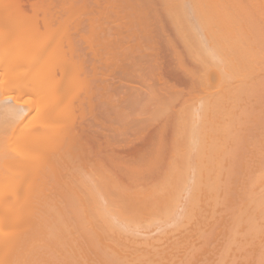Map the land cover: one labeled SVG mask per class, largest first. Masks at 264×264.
<instances>
[{"label": "bare ground", "instance_id": "1", "mask_svg": "<svg viewBox=\"0 0 264 264\" xmlns=\"http://www.w3.org/2000/svg\"><path fill=\"white\" fill-rule=\"evenodd\" d=\"M93 1L95 2V0H92V2ZM122 1L124 0H121L119 3H123ZM160 1L161 0H159V2L156 1L161 8V10L159 9L160 12L162 13L164 8V18H166L165 13L167 12L166 15H168V19L166 18V20H170V24L174 28V33L176 32L177 36L180 38V42H183L181 45L186 46L189 57L186 56V52L181 53L180 50L182 49H178L179 45H177L178 47L176 46L175 41L178 40L175 35L176 33L174 36H176L177 39L174 41L172 38L170 41L169 38L171 37L165 36V34L168 35V32H165L166 29L164 31L162 29L161 32V27H158L160 24V17L158 16L156 18H158L159 23L157 27L160 28V33H157L159 35V42H155L154 38L156 36L153 37L148 31H152L149 29V19L147 16V18L143 16L145 11L143 12L141 7L143 15L142 13L141 17L140 14L137 15L136 10L139 8L135 9L137 7L132 4L130 0L129 3L127 1L128 4L125 1L124 5L125 7L130 6V4L132 6L134 5L135 11L133 12H136V14L130 13V8L124 9L126 13L130 9L129 22L125 20V27L123 28L121 27L124 25L123 21V25H121L120 28L117 25L116 27L120 30L108 26L111 18L114 17V21H116L117 17L121 18L125 13L124 10L121 11L123 14L120 16L118 11L119 8L118 10H116L117 7L114 9V5H112L113 10H108L107 6L102 7V9L98 7L102 13L101 14L98 10V14V12H94L97 5L93 4L91 7L88 5L90 4L89 0H0V194H2V196L0 195V202L2 203L0 204V258H2L0 263L3 261V264H25L26 261H23L27 259V261L30 260L27 262L28 264H39V259L41 257L42 261L45 259V263H48L50 260L49 263L51 262L52 264H196L194 261L197 262L201 255L198 254L200 256H197L198 258L194 255H196L197 252L202 253V251H199L197 245L194 246L198 247L197 249L191 246L193 249H190V252L187 251L188 247L191 248L190 244L192 245L193 242L197 243V238L199 240L201 239L200 236L202 232L198 235L196 229L198 231L200 227L197 225V228L193 226L192 223L194 220H190L189 222V224L193 226V232L190 225V229L187 227V229L183 231V229H181L182 224L177 222V225L181 224L180 229L182 232L179 229L178 232L175 230L179 228L180 225H178L177 228L175 225V229L170 225L169 228H173L172 231L175 230V233L173 232L174 236L173 233L172 235L169 234L172 232L170 230H167L168 234L167 232L164 233V231H166L165 229L163 232L161 231V235L157 234L152 236L140 232L137 230V225H135L138 217L144 218V216H148L149 213H147V211L151 212L154 207L156 209V204L161 199L160 196L157 202L154 197L156 193L159 195L160 187H158L159 192H156L157 188L153 187V184H150L151 188H149V185H143L141 181L144 180L145 183L148 182V178L151 175L150 173L156 174L160 178L162 174H164V171L166 175V171H168L166 168H169V172L172 170V165H170V167L166 166L164 171L162 170L163 173L160 175L158 172L159 170L156 169L157 173L146 172L149 173V176L145 173L148 180L144 177L143 171L149 170L152 167L156 168V166H159L160 162L161 164L163 163L161 156L159 157V159L161 158L159 161L156 160V157L151 161L150 159H146L151 157L153 159L154 154L155 156L156 154L158 156L159 154H165L163 153V149H165L166 153L168 150V153L170 151V154L171 152L176 154L175 157H178V154L180 157H183L181 156L182 154H193L197 159L196 161L195 159L193 160L196 162L194 168L197 167L198 176L196 177H199L200 172L201 175L199 178L203 180L206 176L207 180L204 181L206 183H203L205 185L202 186L201 189L199 188L202 180L199 178L196 179V177L193 176V172L195 171L196 173V169L193 170V168H191V171L193 170L191 176L195 178V182L200 180L197 184L194 182L195 186L193 185L191 187L186 185L188 181L187 178H183L184 175H181V177L178 176L180 174H177V177L174 175V180L180 177L178 179L183 183L182 180L185 181L186 179L184 189L186 186L191 187V193L194 191V193L197 194V190H200L199 192L202 194L201 191L204 189L203 193L205 194L203 197H206L207 194L210 195H208L211 199L209 203L211 202L210 206H212L211 209H213V211L217 210L219 204L223 206L224 198L227 197L225 203H229L228 208H230L228 209L226 204L224 209L225 211L228 210V212L226 211L225 214L221 216L218 215L220 212L219 210L217 214L211 210L214 214L211 215V217L215 215L217 217L221 216L223 220H221L220 217L216 220L219 219L223 221V223L226 220L227 224L231 222L230 227L225 224L227 229L224 231L226 232L225 234H227L226 237L228 241H226L227 243L225 246L223 245L229 249L230 254L234 251H230V249L235 243H237V245L241 244L239 250L238 248H235V250H238V252L242 250L243 252L242 248L244 244L246 245L247 243L243 239L245 236H251L250 242L252 241L253 247L257 244L255 243L254 245L253 240L255 239H252V236L253 238L254 236L258 237V234L262 235V232H264V226L262 231L259 224L261 219L262 221L264 220V154L262 155V153H260L263 152L264 148V128L262 127L264 126V0H162V2H164L163 4L160 3ZM144 2L146 4V1ZM148 3L147 5L151 4ZM77 4L79 6V11L75 9L77 8ZM114 4L117 5V2ZM161 4L165 6L163 7ZM122 5L123 4H121V7ZM89 6L90 10L87 8ZM94 6H96V8ZM139 6H141L140 3ZM150 6L153 9V5L151 4ZM150 6L147 8L151 10ZM155 7L157 6L155 5ZM84 10L86 14L91 13L92 15L88 16V14H85V16L83 14L85 13ZM92 10H94L93 12L95 14L91 12ZM80 11H83V13ZM148 12L150 14L152 13V11L149 10ZM148 12L145 13L148 14ZM155 13L158 15L157 10ZM79 14L83 17L81 18ZM128 14L125 15L128 17ZM152 14L154 15V13ZM84 16L85 19H83ZM136 16L140 17H138L139 20L136 19ZM151 22H153L152 16ZM80 24H85L86 26L80 28ZM164 25H162V27ZM123 29L124 35H126L125 29L131 33L135 32L134 38H136V31L142 32L140 36L144 35V39L141 38L143 41L136 38L135 41L132 40L133 42H129V38L125 36L129 40L125 42L123 40L125 37L122 39H120L121 37L113 39L112 36L111 39L107 34L109 31L110 33L111 31L115 33L116 31H120V33L122 32L123 34ZM158 31L159 29L156 32ZM51 33L57 37V39L54 38L55 44H53L54 42L52 43L53 39L51 40V45H46L49 42L42 45L40 41H36L47 39L48 36L46 35L48 34L53 38V35H50ZM117 34L118 33H116V35ZM148 34L151 38L153 37L154 41L149 38ZM155 34L156 33H154V35ZM40 36L42 38H40ZM163 36H165L164 38L166 39H164ZM31 37L32 40H34L32 41L33 44L29 42ZM34 37L39 38L34 39ZM48 39H50V37ZM80 41H83L84 44L82 45ZM39 42L41 46H39ZM29 49L32 50L30 54ZM32 53L33 56H31ZM183 53H185V55H183ZM189 63H191L192 66ZM196 63L197 65H194ZM28 69H31V71L27 73ZM40 79H42V82ZM170 80L172 81L170 82ZM211 80H213L215 85ZM33 81L40 82L42 85L43 82L45 84L43 87L41 85L43 89L42 99L40 98L41 94L40 96L36 95L38 100L33 95L36 104L37 102L39 104V99H41L40 103L42 106L41 104H39V106L43 109H38V104H35L36 107H31L32 105H30L31 110L34 111L38 119V125H36L38 128L36 127V129H33L34 126L32 128L29 126L27 127L25 119L29 112V105L25 104L26 100L23 99L25 102H21L23 100L18 101L19 96L30 92L29 90L31 88L29 87V83ZM131 82L134 84L131 85ZM217 83H219V85ZM179 85H182L180 86L181 88ZM222 85L224 89L221 88L220 90L219 87L220 93L217 91V95L215 94L216 92L213 91L214 93L212 92V94L210 92L211 90L209 91V88L213 86L217 88ZM184 86L185 88L183 89ZM197 88H199V91L201 89V94H199L198 90L195 92L201 97H199L198 102L200 104L199 107H197L199 116L194 112V108H196L195 103L198 105L194 97L198 100V95L195 94L192 99L191 95L193 94L190 93L191 89L196 90ZM44 90L47 91V95ZM207 90L208 93L210 92L209 96ZM221 91L223 93H221ZM34 92L33 89V93ZM185 92H188L187 95H191L188 97L185 95L186 101L182 104L180 101L181 105L179 104L180 106L173 110V106H175L174 102L177 101L178 103L180 98H183V95L186 94ZM43 96L45 97L43 98ZM34 98H31L32 100L30 99V103L33 102ZM222 98L226 102V105H224L225 102ZM252 98L253 100L250 104ZM43 99L47 101L45 107L43 105L45 104ZM190 101L194 106L191 103L189 104ZM186 102H188V104ZM125 109L127 110L126 113L124 112ZM139 109L141 111L140 114H138ZM76 110L78 111V115H75V112H77ZM135 110L138 116L134 114ZM146 114L148 117L145 116ZM195 114L198 118L196 117L195 119L194 117L193 119ZM201 114L202 116H200ZM139 115L146 119H142L143 117L140 118ZM191 117L194 122L191 120ZM50 119L58 120V122L63 119L65 121L63 120L61 122L62 125L61 123L55 124V121V123L51 121L53 123L50 125L48 124V120ZM245 119L248 121L246 122ZM145 120L147 121L145 122ZM148 120H152V122ZM249 120L253 121V125L256 126V128L257 126H259V129L261 127L263 128L259 132H256L257 129H255V134L254 136L252 135L255 140L262 139L261 143L260 141L258 142L260 147L263 145L262 151H259L257 154V156H259V154L261 155V159L259 160L257 158L258 162L256 168L258 170H254L256 173H253L250 161L247 162V165L250 163V166H247L248 168H246V162L244 160H240L243 165L238 161L240 163L239 167L241 166V168L237 167V160L240 157L238 153L240 152L237 151L238 153L236 154V150L237 147L243 148L241 145L238 146L239 141L242 136L244 139H247L249 136L253 139L250 135L251 132L249 136L244 132L247 127L252 125L250 123L248 126ZM189 122L193 124L189 125ZM64 126L65 130H63ZM153 126L156 127L153 128ZM126 127L128 131H125ZM151 129L153 130L150 131ZM61 131L63 136L59 139H55V136H57L58 133L61 134ZM119 131H123L122 135H120ZM125 132L128 133V137ZM133 132L136 135H134ZM118 133L121 142L116 140H119ZM137 133L139 135L137 140L140 139V142H138L139 145L135 146L131 150L132 152L130 151L132 144H129L130 147H126L131 154L125 152L126 148L124 149V144L123 150L126 154H122L121 151L114 148L116 141L118 144L119 142L121 144L124 142H122L124 137L127 139L131 134L133 135L132 138H134L137 136ZM139 133L144 134L140 135ZM66 134L69 135L67 136ZM51 135L54 136V139H52L53 136ZM64 135H66L67 138L65 137V140H61L62 137L64 139ZM245 135L247 136L246 138ZM44 138L50 140L48 146V151H51L50 154L30 151L36 144L43 142L45 140ZM132 138L130 137V139ZM129 141L130 143L132 142V140ZM134 141L135 140H133V142ZM252 145V141L250 146L248 143L249 147H252ZM117 146L119 148V145ZM120 146V148H122V144ZM241 148L239 150H241ZM252 148L250 152L254 150V146ZM108 149H110V154H108V151L104 154V151ZM113 149L121 154H112L116 153ZM136 151L139 154H136ZM242 151L243 150H241V152ZM253 153L255 154V152ZM194 154H197V157ZM203 154L205 156L208 154L209 157L207 156L208 158H205ZM243 154L247 153L243 151ZM61 155L62 158H60ZM148 155H151V157H148ZM70 156H72V159ZM76 158L77 160H75ZM190 158L191 160L193 159L192 157ZM185 159L186 155L182 158V166L179 163L178 169H182L180 172L181 174H183V169L185 173L186 166H189L191 162V160L188 159L187 164ZM205 159L207 167L204 164ZM171 160L174 164L175 161L173 159ZM179 160H181V158ZM190 165L193 166V164ZM161 166L163 167V165ZM116 167L118 169H115ZM112 168H114L116 172H113ZM120 168H124V171L120 170ZM237 169L239 173V175L237 173V176L235 175L237 180H239L238 176H240L241 173V176L244 177L243 181L241 180V189H239V185H234V182L237 181H235L233 175ZM118 170L119 173L120 171L126 173L121 177V173L119 174L117 172ZM156 170L152 169V171ZM174 171L177 173V169ZM139 172L143 175V179L142 176H139L140 180L138 176L135 177ZM164 178L166 179V176ZM170 178V182L173 184L172 188H174L175 185H177L175 188H178L181 183H179V181L177 182V180L175 181L177 184L173 183V177ZM150 179H152V176ZM165 179L162 180L164 181V189L166 183L168 184L167 181L165 183ZM122 180L127 182L124 183ZM138 181L142 183V186H140ZM20 184H23V186L21 187ZM261 184H263V186ZM161 185V190L163 191L162 182ZM234 186L238 188H236L238 191L241 190L238 194V196L241 195V198H239L242 201V205L240 206L239 204H241V202L239 198L238 205L236 203L234 206H230L232 204L230 197L232 198L233 196L231 192L235 193L236 191ZM257 186H260L263 192L259 189L260 187H258V189L261 193L258 189H255ZM152 187L153 189L156 188L155 194ZM23 188L26 189L24 190ZM196 188L197 190L195 192ZM20 189L22 190L20 191ZM178 189L181 190V188ZM23 190L25 193H23ZM38 190L41 194L38 193ZM205 190H207V192H204ZM255 190H257V192ZM35 191L39 194H36L37 199L40 200V196H42V199L48 200V196L45 193L46 191H49L47 192L48 195L50 192L52 195V193L58 191L60 195H62V198L58 193L57 195L55 193L56 197L52 195L53 199L52 196L50 198L49 195V199H53V202L56 203V206L54 203L55 207H57L59 203H62V206L60 207L59 205L57 209L54 207V210H51V207L49 208L47 206V208H45L47 210H45L43 209V206L45 207L43 199L42 205L39 204L41 201L38 203L39 206L36 203L37 207L40 208L41 206V210L37 208L36 205L35 207L37 209H35L32 204L33 197L36 199L33 195V192L34 194L36 193ZM186 191L187 190L184 192L185 194L189 193L190 190ZM21 192L22 194H20ZM174 192L173 190V192H169V194L171 193L173 194L172 196H174ZM191 193L190 197L192 202L193 195L191 196ZM19 194L22 195V197H20ZM30 194L32 197H30ZM163 195H165V193ZM58 196L60 197L58 198ZM166 196L167 193L165 197ZM172 196L171 198L169 197L166 205L164 203L166 209L170 207V210L171 208L173 210L174 203L176 205L175 201H177V199L173 200ZM153 197L156 201L153 200ZM201 197L200 195L198 196V198ZM90 199H93L94 203ZM162 199L164 201L166 200L163 197ZM179 200L181 201V198ZM220 200L222 201L220 202ZM235 200L237 201L236 197ZM89 201L93 204L92 210H90V208H92L91 205L88 204L89 207L87 205ZM207 201L208 200L205 202ZM46 203H48V201H45V204ZM64 203H67V209L63 207L65 206ZM159 203L161 204L162 201ZM159 203L157 206L160 205ZM186 203L188 204L189 200L188 202L185 201V204ZM201 203L204 205V200L202 201L201 199ZM168 205L169 207H167ZM205 205L207 209L205 210V207L201 206V212L203 210L202 216L204 214V216L207 217V214L204 212L206 211L207 213V210L210 211V208H208L207 204ZM15 206H18L17 211ZM164 209H162L163 212ZM198 209L200 210V208ZM13 210L18 213L17 217ZM32 210L34 213L38 210L39 215L37 214V216L32 213ZM162 210L160 209V215H157V217L163 215ZM170 210H166L168 214L169 212L172 214ZM229 210H231V214ZM29 211L32 212L29 214ZM42 211L44 213H42ZM186 211H188L187 208H185L184 217L182 216V223L184 222L185 216L187 217ZM48 212L50 214L53 213L52 215L48 214L49 217L46 215L49 219L51 216V220L48 222L49 224L44 221L46 217L43 216V214ZM174 212L175 210L173 211V217L176 216ZM177 212L179 213L180 211ZM19 213L22 215L20 216ZM41 213L43 216L42 219L45 217L44 220H41ZM68 213L71 215L70 217ZM153 213H155L154 216L153 214L150 216L155 218L156 212H154V209ZM194 213L195 212H191V215H194ZM171 214L169 218L172 216ZM195 214H199L198 216L195 215L196 219L197 217L204 219L200 212L198 213V211H196ZM227 214H229L231 220L228 218ZM32 215L36 217L33 219L38 226L35 224L37 229L35 230V227H33V230L29 227L28 231L27 225L32 227L35 223H33L34 220L31 219ZM181 215L182 213L180 212V218ZM165 216L168 219L167 215ZM165 216L161 218L164 219ZM208 216L210 217L209 213ZM224 216L225 220L223 218ZM38 217H40V222L37 221ZM71 218L72 220L69 221ZM49 219L47 221H49ZM162 219H160V221ZM173 219L171 221H173ZM212 219L210 218V222ZM145 220L143 219V222H145ZM200 220L202 224L209 222L207 219V221ZM72 221H74L75 224ZM160 221L157 218L158 224ZM133 222H135L133 225L134 228L131 225ZM197 222H199V218ZM210 222L208 226H210ZM213 222H215V219H213ZM70 223L74 226L70 227ZM149 223H151V221ZM79 226L82 227L81 230H79ZM185 226L186 224L184 228ZM208 226L204 225L205 228ZM211 227L212 226H210V229L207 228V230L209 229L208 232L204 229L206 234H208V238L211 234ZM219 227L221 228V226ZM15 228H17V230ZM30 229H32V231ZM188 230L191 232H188ZM16 232H18L17 236ZM46 232H48V235ZM220 232H222V230ZM2 233L5 234L4 238ZM7 234L9 237H7ZM195 234L198 235V237H196ZM13 235L16 237V244L14 243L15 237ZM188 235L189 240L187 239ZM216 235L218 234L216 233ZM216 235L214 237H216ZM222 235L223 232L220 235L221 238ZM242 235H244V237H242ZM179 236L181 239H185L186 237L188 241L186 239L181 240L177 238ZM192 236L196 237V239L193 238V241ZM238 236L243 239V242H241V238H238ZM5 237L8 240L11 239V241H8L11 250L8 243L6 244L5 241L3 243ZM176 240H178V242H176ZM181 242L184 243L182 244L184 250L180 249ZM188 242L189 244L187 246L186 243ZM215 242L212 243L215 244ZM178 243L180 248L177 245ZM185 244L187 249L184 248ZM248 244L250 243H247V248L249 247V251H251V247L248 246ZM177 247L179 250H177ZM203 247L204 246H202V248ZM233 247L234 246H232V248ZM8 249L10 251L13 249V253ZM223 249L224 248L221 250ZM245 249L244 246V250ZM262 249H264V246ZM192 250H194L193 254ZM196 250L198 251L196 252ZM246 251L248 252V250ZM254 251H256V248H254L253 252ZM195 252L196 254H194ZM204 252L207 253L206 251ZM224 252L225 255L228 256L227 250H224ZM45 253L48 255H45L44 258L43 254ZM209 253L211 257V252ZM230 254L228 256L229 259L231 257ZM248 254L249 253H247L246 256V262L249 261L248 258L251 256V253ZM263 254L264 250L263 253L257 254L259 256L258 260H262L261 263H264ZM36 256H38V259ZM203 257L204 255L202 258ZM221 257L220 254V259ZM252 257L253 258H250V262L254 264L255 255L252 254ZM13 258L17 261L15 260V262ZM34 258L37 262H34ZM205 261L207 262V259ZM209 261L208 263H210ZM214 261L217 260L215 259ZM232 261L229 260V263L231 262V264H234L235 262ZM212 262L213 261H211V263ZM199 263L197 262V264ZM218 263H220L219 260ZM42 264L44 263L42 262ZM222 264H224V262Z\"/></svg>", "mask_w": 264, "mask_h": 264}, {"label": "rangeland", "instance_id": "2", "mask_svg": "<svg viewBox=\"0 0 264 264\" xmlns=\"http://www.w3.org/2000/svg\"><path fill=\"white\" fill-rule=\"evenodd\" d=\"M89 1H90V4H88V5H90L91 7L93 6V4L97 5V8H96V6H94V7L96 8L97 11H96L94 8H92V9H94L95 11H94V10L91 11V12L94 11L95 13L98 12V10H99L100 13H101V10H100L99 8L102 9V7H104V6H107L108 10H113V6H112V5H114V9H116V7H117L116 10H118V8H119L118 11H119V13H120V16H122L123 13H121V11H123L124 9H126V8H130V9H131V12H130V9H129V11L127 10V11H128L127 13H126V10H124L125 13L123 14V16H122L121 18H120V17H117V18H116V19H117L116 21H114V19H115L114 17L111 18V19L109 20V23H108V26L111 27V28H112V27H113V28H114V27H115V28H118V27H116L117 25H118L119 28H120V26L123 25L122 21L124 22V25L121 26V27H122V28L125 27V23H126L127 21L129 22V15H130V13H133V14L135 15L136 12H137V15L140 14V17H141V13H142V15H143V12H144V11H145L146 13L148 12V10H149V11H152V13H154V15H153L152 13L150 14L149 12H148V14H146V13L144 12V15H143V16H145V17L147 16L148 19H149V29H151L152 31H151V32H150V30H148V31H149V34L151 33L153 37L156 36V37L154 38V39H155V42H157V41L159 42V38H158L159 35H158V34L160 33V28H158V27H161V32H162V29H163V31L166 29L165 32H166V33L168 32V35L165 34V36H166V37H167V36L171 37V38H169L170 41L172 40V38H173L174 41L178 38V40L175 41L176 46L179 45V48H178V49H182V50H180L181 53H182V52H186V56L189 57V53L187 52L188 50H187L186 46H185V45H181V43L183 44V42H180V38L177 36V33H176V32H175L176 34L174 33V31H173L174 28L171 26V24H170V20H168V21L166 20V18H167V16H168V15H166L167 12H166V13L164 12L166 18H164V14H163V11H165L164 8H163L162 13L160 12L161 8L159 7V3H158L159 0H154V1H151V0L149 1V0H148V2L151 3V4L153 5V9H152V7L150 6L151 4H149V3L147 2V0H134V1H133V0H130V2H131L132 4H134L137 8L133 7L134 5L132 6L131 4H130V6H126V7H125V5H124V4H125V1H126V3H127V1H128V3H129V0H124V1H122L123 3H119V2H121V0H116V1H115V0H114V1H112V0H109V1H108V0H95V2H94V1L92 2V0H89ZM96 1H97V2H96ZM139 1H141V2H139ZM142 1H143V3H142ZM144 1H146V4H145ZM156 1H158V2H156ZM102 2H103L104 4H103ZM116 2H117V5H119V6H117V5L114 4V3H116ZM153 2H154V4H153ZM96 3H97V4H96ZM128 3H127V4H128ZM135 3H136V4H135ZM139 3H140L141 6H139ZM147 3H148L149 5H147ZM160 3L163 4L164 2H162V0H161ZM99 4H100V5H99ZM109 4H110V5H109ZM121 4H123L122 7H121ZM162 4H161V5H162ZM79 5H80V4H79ZM155 5H156L157 7H155ZM90 6L87 7L88 10H90ZM100 6H101V7H100ZM108 6H109V7H108ZM148 6H150L151 10L147 8ZM162 6H163V5H162ZM164 6H165V5H164ZM164 6H163V7H164ZM76 7H77V8H75V7H74V8H75L76 10H78V8H79L78 4H77ZM98 7H99V8H98ZM120 7H121V9H120ZM124 7H125V8H124ZM132 7H133V9H132ZM141 7H142V9H143V12H142ZM143 7H145V8H143ZM122 8H123V9H122ZM134 8H135V9H138V8H139V9L136 10V12L134 13V12H133V11H135ZM146 8H147L148 10H147ZM80 9H81V7H80ZM140 9H141V10H140ZM154 9H155V11L157 10V14H158V15H156ZM159 9H160V10H159ZM165 9H166V8H165ZM78 11H79V10H78ZM78 11H77V12H78ZM86 11H87V10H86ZM139 11H140V12H139ZM80 12L83 13V11H80ZM84 12H85V10H84ZM89 12H90V11H89ZM94 12H93V13H94ZM129 12H130V13H129ZM159 12H160V13H159ZM82 13H81V15H82ZM95 13H94V14H95ZM128 13H129V14H128ZM83 14L85 15L86 12L83 13ZM87 14H88V13H87ZM87 14H86V15H87ZM98 14H99V12H98ZM98 14H96V15H98ZM101 14H102V13H101ZM125 14H128V17H127ZM162 14H163V15H162ZM79 15H80V14H79ZM81 15H80V16H81ZM86 15H85V16H86ZM90 15H92V14H91V13L88 14V16H90ZM134 15H133V16H134ZM150 15L152 16V20H153L154 23L151 22V16H150ZM85 16H84L83 19H85ZM100 16H101V15H100ZM143 16H142V17H143ZM157 16L160 17V18H159V21H160V24H161V25L158 23V18H156ZM82 17H83V16H81V18H82ZM126 17H127V18H126ZM138 17H139V16H138ZM138 17L136 16V19H137V20H139V18H140V17H139V18H138ZM147 17H146V18H147ZM125 18H126V19H125ZM134 18H135V16H134ZM134 18H133V19H134ZM127 19H128V20H127ZM155 19H156V21H157V24H156ZM167 19H168V18H167ZM118 20H119V21H118ZM125 20H126V22H125ZM113 21H114V22H113ZM117 21H118V23H117ZM112 22H113V23H112ZM114 23H115V24H114ZM163 23H164L165 25H164ZM16 24H17V23H16ZM151 24H152V25H151ZM155 24H156V26H155ZM158 24H159V25H158ZM20 25H21V24H20ZM39 25H40V24H39ZM114 25H115V26H114ZM150 25H151V27H150ZM157 25H158V27H157ZM162 25H164V26H163L164 28L162 27ZM78 26H79V25H78ZM81 26H82V27H81ZM85 26H86L85 24H84V25L80 24V28H84ZM18 27H19V26H18ZM40 27H41V25H40ZM153 27H154V28H153ZM156 27H157V30L159 29L158 32H156V31H157V30H156ZM20 28H21V27H20ZM119 28H118V29H119ZM171 28H172V31H173V32L171 31ZM17 29H18V28H17ZM119 30H120V29H119ZM153 30H154V31H153ZM127 32H128V33H127ZM129 32H130V31H128V30L125 29V33H126V35H124V29H123V34H122V32L120 33V31H116V33H118V34L120 33V34H119V37H118V34L116 35V33L113 32V31H111V33H110V31H109V33H107V34L109 35V37H110L111 39H112V36H113V39H115V38L117 39V38H120V37H121L120 39H122L123 37L127 36V37L129 38L130 41L128 40L127 37H125V38H123V40H124L125 42H126V41H127V42H128V41H129V42H133V41L136 40V38L141 39V38L144 37V35H143V36H140V33H142V32H140V31H139V32L136 31V33H137V34H136V38H134V37H135V32H133L134 35H133V33H131V32L129 33ZM114 33H115V35H114ZM154 33H156V34L154 35ZM157 33H158V34H157ZM121 34H122V35H121ZM128 34L130 35V37H133V38H130ZM131 34H132V36H131ZM149 34H148V36H149V38H151V36H150ZM161 34H163V33H161ZM161 34H160V36H161ZM174 34L177 36V38H176V36H174ZM50 35H53V34L51 33ZM108 35H107V36H108ZM141 35H142V34H141ZM157 35H158V36H157ZM26 36H27V35H26ZM26 36H25V37H26ZM30 36H31V35H30ZM43 36H44V35H43ZM46 36H48V38L50 37V39L47 38V39H41V40H36V41H40V42L42 43V45H45V43H47V42H49V43L46 44V45H49V44L51 45L53 42H54L53 44H55V41H54L55 39H54V38L57 39V37H55V35H53V38H52V36H49V34L46 35ZM139 36H140V37H139ZM165 36H163V38H164ZM153 37L151 38V40H153ZM26 38H27V37H26ZM28 38H29V37H28ZM35 38L38 39L39 37H34V39H35ZM40 38H42V37L40 36ZM161 38H162V36H161ZM30 39H31V41H30ZM30 39H29V42H30V43H31L32 41H34V40H32V37H31ZM52 39H53V40H52ZM96 39H97V38H96ZM98 39H99V37H98ZM143 39H144V38H143ZM164 39H166V38H164ZM51 40H52V43H51ZM132 40H133V41H132ZM56 41H57V40H56ZM124 41H123V42H124ZM141 41H143V40L141 39ZM153 41H154V40H153ZM40 42H39V44H40L39 46H41V43H40ZM80 43H81L82 45L84 44L83 41H80ZM32 44H33V42H32ZM35 44H36V43H35ZM36 45H38V44H36ZM181 46H185V47H181ZM37 47H38V46H37ZM177 47H178V46H177ZM29 48L31 49L30 45H29ZM30 49H29V54H30V52H32V50H30ZM183 49H184V51H183ZM149 50H150V48H149ZM116 51H118V50H116ZM26 53H27V50H26ZM29 54H28V55H29ZM183 55H185V53H183ZM31 56H33V53H32ZM186 59H187V58H186ZM190 61H191V60H190ZM189 64L191 65V63H189ZM146 65H147V64H146ZM194 65H197V63L194 64ZM191 66H192V65H191ZM30 71H31V69H30V70L28 69V70H27V73L30 72ZM71 75H72V73H71ZM213 77H214V76H213ZM214 78H215V77H214ZM214 78H213V79H214ZM215 79H216V78H215ZM38 80H39V79H38ZM40 80H41V82H42V79H40ZM74 81H75V79H74ZM171 81H172V80H170V82H171ZM211 81H212V83L214 84L213 80H211ZM133 82H134V81H133ZM133 82H131V85L134 84ZM212 83H211V84H212ZM235 83H236V81H235ZM29 84H30L29 87L31 88L29 91H30L31 93H30V92H29V93L27 92V93L22 94V96H19V100H18V101H21V100H23V99L26 100V103H25V104L29 105V112H28V114H27V118L25 119V120H26L27 127L29 126L30 128H32V127L34 126L33 129H34V128L36 129V127H37L36 125H38V123H37V120H38V119L36 118V115H35L34 111L31 110V107L35 106V104H36V102H35V98L38 100V98H37L36 95L40 96V94H41L40 98L42 99V95H43V89H42V87L45 86V84H44V82H43V85H42V83H40V82L38 83L37 81H33V82L29 83ZM217 84L219 85V83H217ZM238 84H239V83H238ZM39 85H40V86H39ZM41 85H42V87H41ZM214 85H215V84H214ZM220 85H221V84H220ZM180 86H182V85H179V87H180ZM211 86H212V85H211ZM219 87H220V90H221V88H223L224 86L222 85V86H218L217 88L215 87L216 89H215L214 86H213V87L209 88V91L211 90V91H210L211 93L214 91V92H216L215 94L217 95L218 93H220V92H219L220 90L218 89ZM44 88H45V87H44ZM180 88H181V87H180ZM184 88H185V86L183 87V89H184ZM213 88H214V89H213ZM33 89H34V91H35L34 93H33ZM39 89H40V92H41V93L39 92ZM41 89H42V90H41ZM183 89H182V90H183ZM187 89H188V88H187ZM198 89H199V88H197L196 90H194V89H193V90H192V89L190 90V93L193 94V95H191V94H188V95H187L188 92H185L186 94L183 95V96H184L183 98H182V97L180 98V100L178 101V103H177V101L174 102V103H175V106H173V107H174L173 110L177 109V108H178V107H179L184 101H186L185 98L188 97L189 95L192 96V99H193V96H195V94L198 95V93H195V92H197ZM207 89H208V88H207ZM223 89H224V88H223ZM45 90H46V88H45ZM45 90H44V91H45ZM120 90H121V89H120ZM215 90H216V91H215ZM186 91H188V90H186ZM191 91H192V92H191ZM217 91H218V93H217ZM38 92H39V93H38ZM46 92H47V91H45V93H46ZM198 92H199V94H201V89H200V91L198 90ZM210 92L208 93V90H207L208 96L210 95ZM214 92H213V93H214ZM223 92H224V90H223ZM223 92L221 91V93H223ZM37 93H38V94H37ZM45 93H44V94H45ZM213 93H212V94H213ZM202 94H203V93H202ZM33 95L35 96V98L33 97ZM46 95H47V93H46ZM185 95H186V97H185ZM49 96H50V95H49ZM44 97H45V96H43V98H44ZM197 97H198V100H196V97H194L195 102L197 101V104H198V105H196V103H195V107H196V108L199 107V104H200V103L198 102L200 96L198 95ZM222 97H223V96H222ZM31 98H34V100H33V102L30 103V99H31ZM46 98H47V97H46ZM48 98H49V97H48ZM189 98H190V97H189ZM200 98H201V97H200ZM202 98H204V97H202ZM224 98H225V96H224ZM41 99H39V104H41V103H40V100H41ZM187 99H188V98H187ZM222 99H223V98H222ZM25 100H23V101H21V102H25ZM31 100H32V99H31ZM43 100H44V99H43ZM50 100L52 101L51 98H50ZM182 100H183V101H182ZM252 100H253V98L250 100V104H251ZM254 100H255V98H254ZM48 101H49V100H48ZM180 101H181V104H180ZM223 101H224V99H223ZM34 102H35V103H34ZM200 102H201V101H200ZM224 102H225V101H224ZM44 103H45V104H43V105H44V107H45L46 104H47V101L44 100ZM186 103L188 104V102H186ZM190 103H191V101L189 102V104H190ZM193 103H194V101H193ZM253 103H254V101H253ZM37 104H38V102H37ZM37 104H36V105H37ZM39 104L37 105V107H39L38 109H41L42 107L40 108ZM179 104H180V105H179ZM191 104H192V103H191ZM30 105H32V106L30 107ZM192 105L194 106V104H192ZM224 105H226V102H225ZM41 106H42V104H41ZM153 106H154V105H153ZM184 106H185V105H184ZM35 107H36V106H35ZM196 108H194V112H196L197 116H199L198 113H197V112H198V108H197V109H196ZM42 109H43V108H42ZM74 111H75V110H74ZM76 111H77V110H76ZM126 111H127V110L125 109L124 112L126 113ZM192 111H193V110H192ZM171 112H172V111H171ZM194 112H193V114H194ZM77 113H78V111L75 112V115H76ZM132 113H133V112H132ZM140 113H141V111H140V109H139L138 114H140ZM144 113H145V112H144ZM134 114L138 116L136 110H135ZM171 114H172V113H171ZM196 114L193 116V119H194V117H195V119H196V117H197ZM77 115H78V114H77ZM141 116H142V115H141ZM143 116H144V114H143ZM143 116H142V117H143ZM145 116L148 117L147 114H146ZM171 116H172V115H171ZM200 116H202V114H201ZM139 117H140V115H139ZM142 117H140V118H142ZM197 118H198V117H197ZM199 118H200V117H199ZM142 119H146V118L143 117ZM147 119H148V118H147ZM159 119H160V118H159ZM188 119H189V117H188ZM193 119H192V117H191V120H193ZM247 119H248V118H247ZM59 120H60V119H59ZM63 120H64V119H63ZM63 120H61V121L58 122V120L56 121V120H51V119H50V120H48V124L51 125L54 121L56 122V123L54 122L55 124H59V123H61ZM51 121H53V122H51ZM64 121H65V120H64ZM146 121H147V120H145V122H146ZM148 121H149V122H150V121L152 122V120H148ZM245 121H246V119H245ZM247 121H248V120H247ZM247 121H246V122H247ZM57 122H58V123H57ZM193 122H194V120H193ZM221 122H222V121H221ZM64 123H65V122H64ZM190 123H191V122H189L188 124H189V125H192V124H193V123H191V124H190ZM250 123H251L252 125H250V127H247V128L245 129V131H244V132L246 133V135H248V136H249V133H250V132H251L250 135H251V136H252V135L254 136V134H255V129H257L256 132H257V131L259 132V131H261V130L264 128V126H262L263 128L261 127L260 129L258 128L259 126H257V128H256V126L253 125V121H251V120H249V122H248V126H249ZM43 124H44V123H43ZM66 124H67V123H66ZM119 124H120V123H119ZM61 125H62V123H61ZM120 125H121V124H120ZM39 126H40V125H39ZM41 126H42V124H41ZM59 126H60V125H59ZM260 126H261V125H260ZM57 127H58V125H57ZM155 127H156V126H155ZM155 127L153 126V128H155ZM37 128H38V127H37ZM123 128H124V127H123ZM123 128H122V130H123ZM252 128H253V129H252ZM39 129H40V128H39ZM63 130H65V126L63 127ZM152 130H153V129H151L150 131H152ZM247 130H249V131H247ZM125 131H128V128H127V127H126V130H125ZM63 132H64V131H63ZM119 132H120V131H119ZM122 132H123V131H122ZM122 132H120V135H122ZM130 132H131V131H130ZM65 133H68V132H65ZM125 133H126V132H125ZM131 133H132V132H131ZM133 133H134V132H133ZM247 133H248V134H247ZM54 134H56V133H54ZM126 134H127V137H128V133H126ZM139 134L142 135V134H144V133H139ZM66 135L68 136L69 134H66ZM66 135H64V139H63V137H62L61 140H65V139L67 138ZM120 135H119V133H118V137H119ZM123 135H124V134H123ZM130 135H131V134H130ZM130 135H129V138H127V139H125L126 137L123 136L124 139L122 140V142L124 141L125 143H124V142L121 143V144H122V148H120V147H121V146H120V145H121V144H120V142H121V141H120L121 138L119 137V140L116 139L117 141H120V142H119V144H118V142L116 141V145H115L114 148H116V150L118 149L119 151H121L122 154H126L125 152H127L128 154H131V153L129 152V149L126 148V147H130V145L132 144L131 147H130V151H131L135 146H138V145H139L138 142H140V141H139L140 139L137 140V137L139 136L138 133H137V136H135L134 138H132L133 135H131V136H130ZM134 135H136V134L134 133ZM243 135H244V133H243ZM246 135H245V138L247 137ZM51 136H53V135H51ZM51 136H48V137L50 138ZM61 136H63L62 131H61V134L58 133L57 136H55V139H57V138L59 139ZM253 136H252V137H253ZM65 137H66V138H65ZM118 137H117V138H118ZM121 137H122V136H121ZM130 137H131L132 139H130ZM249 137H250V136H249ZM249 137H247V139H244L243 136H242L241 140H243V141H241V140H240L241 142L239 141L238 146L241 145L243 148H241V147L238 148V147H237L236 154H237L238 152H240V153H238V156H240V157H239V159L237 160V162L239 161V162L242 163V161L244 160V161L246 162V165H245V164H244V165L246 166V168H248L247 166H248V165L250 166V163H248V165H247V162L250 161L251 164H252V165H251V167H252V171H253V173H256L254 170H255V169H256V171L258 170V169L256 168V166H257V162H258V159H259V160L261 159V155L259 154V156H257V154H258L259 151H262L261 149H262V147H263V145H264V142H263V145L260 147L258 141H260V143H261V142H262V139H256V140H255L254 137H253V139H252L251 137H250V138H251V139H250ZM51 138H52V137H51ZM248 138H249V139H248ZM44 139H45V140H44ZM44 139H43V140H44L43 142H39L38 144H36V145L34 146V148L32 147V149H31L30 151H35V152L38 151L39 153L41 152V153H43V154H45V153H46V154H50L51 151H50V152L48 151V146H49V144H50V140H49V139L46 140V138H44ZM52 139H54V136H53ZM128 139H129V140H132V142L130 143V141H129ZM125 140H126V141H125ZM133 140H135V141L133 142ZM136 140H137V142H136ZM250 140L252 141V143H253L252 147L254 146V150H255V151H254V150H252V151L255 152L256 155H255L252 151L250 152V150L253 149L252 147H249V146H250V143H251ZM128 141H129V143H128ZM263 141H264V139H263ZM51 142H52V141H51ZM247 142L249 143V146H248V143H247ZM134 143H135V145H134ZM136 143H137V144H136ZM244 143H245V144H244ZM123 144H124V149L126 148V150H127V151L125 150V152H124V150H123ZM129 144H130V145H129ZM255 144H256V145H255ZM117 145H119V148H120V149L118 148ZM133 145H134V146H133ZM244 146H245V147H244ZM255 146H256V147H255ZM240 148H241V150H243V151L246 152L247 154H243V151L241 152V150H239ZM247 148H248V149H247ZM121 149H122V150H121ZM257 149H258V150H257ZM113 150H114V152H116L115 149H113ZM166 150H167V149H166ZM245 150H246V151H245ZM106 151H108V154H110V152H109L110 149L105 150V151H104V154H105ZM237 151H238V152H237ZM131 152H132V151H131ZM134 152H135V151H134ZM248 152H249V154H248ZM106 153H107V152H106ZM118 153H120V152H118ZM118 153L116 152V153H112V154H118ZM121 153H120V154H121ZM163 153H165V154H159V156H158L157 154H156V156H155V154H154L153 159H152L151 155H150V156L148 155V157H151V158H147L146 160L150 159V161H151V160H154L155 157H156V160L159 161V160H161V158H162L163 163L161 164V162H160L159 166H156V168H155V167H152V168H150L149 170H146V171H143V170H142V171L144 172V175H145L146 172H156V173H157V170H156V169L159 170L158 172H159V175H160L161 173H163L164 168H166V166L170 167V165H172V168H171V169H172L173 171L177 169V173H175V171H174V174H173V171L171 170V171H172V176H171V171L169 172V168H166L168 171H166V175H165V171H164V174H162V176H161L162 178L160 177L161 179L159 178L158 175L153 174V173H150V174H151L150 177L152 176V179H150V177H149V178H148L149 181L146 182V183L144 182V180L141 181V182L143 183V185H144V184H145V185H149V186H148L149 188H151V185L153 184V187H156V188H157V191H156V192H159V190H160V193H161V194H160V193H159V195H158V193L155 194V190H156V188L153 189V187H152V190H154V194H155L154 197H155V199L157 200V202H158V199H160V196H161L160 201H162V203L160 204V203H159L160 201H159L158 203L161 205L162 208L160 207V205L157 206L158 203H157V204L155 203V204H156V209L159 207L157 210L155 209V207L153 208V209H154V212H156V216H155V218L152 217V216H150L151 214H153V216H154V214H155V213H153V209H152L151 212L147 211V213H149L148 216H147V215L144 216V214H143L144 218H143V217L140 218V216H139L138 219H137V222L135 221L136 223L133 222V224L131 223V225L133 226L134 223H135V225H137V230H139V231L142 232V233L149 234V235H152V236H155V235H157V234L162 233V232L164 231V229L166 230V231H164V233L167 232V234H168V231H167V230L172 231L175 225H176V226H175L176 228H177L178 225H180L179 228H177V229L174 228V229L176 230V232H178V229H179V230L183 229V231H184V229L186 230L187 227H188L189 229H190V227H192L191 229H192V232H193V231H194L193 226L196 227V228H197V226H199L200 228H198V231H199V230H200V231L198 232L197 229H196V232L198 233V235H200L201 232H202V234H204V235L201 234V236H200L201 239H200V240L197 238V243H196V242H193L192 245L190 244V247H191V246L194 247V246L197 245L199 248H198V247H194V248H195V249L198 248L199 251H202V253H203V254H202L201 252H200V253L197 252L198 250H196L197 254H196V252L194 253V254H196V255H194V256H196V258H198L197 256L201 255V257L199 256L200 258H198V260H197L198 263L201 262V263H199V264H202V263H203V264H222L223 262H224V264H225V263H226V264H227V263H228V264H231V262L229 263V260L232 261V259H233L232 262H235L234 264H244V263L247 261V257H246V256H247V253H249V254L251 253L250 258H253V257H252V254L255 255V257H254V261H253L254 264H257V262H258V264H264V263H261L262 260H261V261L258 260V259H259V256L257 255V254H259V253H261V252L263 253V250H264V249H262V247L264 246V235H263L264 232H262V235L258 234V235H259L258 237H257V236H254V238H253V236H252V239H255V240H256V241L253 240L254 245H255V243H257V244H256L257 246L255 245V247H253L252 241L250 242V237H251V236H250V237L247 236V237H248V239H247L246 236L244 237V235H242V237H244L243 239H244L247 243H248V242L250 243V244H248V246L251 247V251L253 252L254 248H256L257 253H256V251H254L255 253H254V252L252 253L251 251H249L250 249H249V247L247 248V243H246V245L244 244V246H245V248H246L245 250H244V246H243V248H242V246H241V248L243 249V252H242V250H241V251H240L241 253H240V252H238V250H239V247H240L241 244H238V245H237V243H235L234 245H232V246H234L233 248H232V246H231L230 251H232V250H234V251L231 252V254H230L229 249H227L226 247H224L225 244L227 243L226 241H228V238L226 237L227 234H225L226 232H225L224 230L227 229V226H228V225H229V227H230V223H231V222L227 224V221L225 220V216L223 217L224 220L226 221V222L224 221V223H223V221H220L219 219L216 220V219L219 218V217H220V219H221V218H222V217H221L222 214L224 215L226 211L228 212V210L225 211V209H224L225 206H226V204H227V208H228V204H229V203H225L226 200H227V199H226L227 197L224 198V202H223V206H224V207L222 206V204H221V205L219 204V206H218L219 209H218V207H217V210L213 211V209H211L212 206H210V205H211V202L209 203V200L211 201V199H210V197H209L210 195L207 194L206 197H205V196L203 197V195L205 194V193H203V190H204V189H202V191H201L202 194L199 192L200 190H199V191L197 190V188L195 189V192H196V190H197V194L194 193V191H192V193H191V187H192L193 185L195 186V183L197 184V183L200 182V180H202L201 178H199L200 175H201V172H200V174H199V177H196V176H198V173H197V169H196L197 167L194 168V164L196 163L195 161H196L197 159L193 156V154H191V155H190V154H182V155L180 154V155L183 156V157H180L179 154H178V157H177V156L175 157L176 154H173L172 152H171V154H170V151H169V153H168V150H167V153H166L165 149H163ZM251 153H252V154H251ZM260 153H262V155L264 154V148H263V152H260ZM61 154H63V153H61ZM132 154H133V153H132ZM136 154H139V153H137V151H136ZM140 154H141V153H140ZM144 154H146V153H144ZM240 154H241V155H240ZM168 155H169L170 157H169ZM171 155H172V156H171ZM184 155H186V159H185V161L187 162V164H188V159L191 160L190 157H192L193 159H192L191 162L189 163V166H186V163L184 162V164H185V166H186V169L189 170V168H190V170L188 171V170L185 169V173H184V169H183V172H182L183 174H181L180 172L182 171V169L179 170L178 167H179L180 164H181V166L183 165V164H182V162H183V161H182V158H184ZM189 155H190V156H189ZM194 155H195V154H194ZM203 155H204V154H203ZM72 156H73V155H72ZM72 156H70L71 159H72ZM75 156H76V154H75ZM157 156H158V157H157ZM160 156H161V158L159 159ZM173 156H174V157H173ZM195 156L197 157V154H196ZM204 156H205V155H204ZM207 156H208V154L205 156V158H208V157H209V156H208V157H207ZM238 156H237V157H238ZM244 156H245L246 158H245ZM50 157H51V156H50ZM73 157H74V156H73ZM76 157H77V156H76ZM241 157H242V159H241ZM60 158H62V155H61ZM167 158H168V162H167ZM169 158H170V159H169ZM180 158H181V160H179ZM247 158H248V160H247ZM257 158H258V159H257ZM65 159H66V158H65ZM71 159H70V160H71ZM165 159H166V160H165ZM171 159H173V160L175 161L174 164H173V161H172ZM194 159H195V161H193ZM75 160H77V158H76ZM190 160H189V161H190ZM240 160H242V161H240ZM73 161H74V160H73ZM179 161H180V162H179ZM165 162H166V165H165ZM239 162H238V166H237V167H238V168H241V166L239 167V164H240ZM259 162H260V161H259ZM175 163H176V165H175ZM179 163H180V164H179ZM205 163H206V159H205L204 164H205ZM190 164H193V166L190 165ZM206 164H207V163H206ZM206 164H205V166H206ZM258 164H259V163H258ZM161 165H163V167H162ZM164 165H165V166H164ZM241 165H243V163H242ZM245 166H243V167H245ZM254 166H255V167H254ZM158 167H159V168H158ZM161 167H162V169H161ZM206 167H207V166H206ZM208 167H209V166H208ZM251 167H249V168H251ZM253 167H254V169H253ZM258 167H259V166H258ZM191 168H193V170L196 169V173H197V174H196L195 171H194V172H193V176H195L196 179H198V178L200 179L198 182H195V178H194L193 176H191V175H192V171H193V170L191 171ZM246 168H245V169H246ZM115 169H118V168L116 167ZM152 169H154V170H156V171H152ZM205 169H206V168H205ZM112 170H113V172H116V170L114 171V168H112ZM120 170H123V171H124V168H122V169L120 168ZM160 170H161V171H160ZM162 170H163V171H162ZM208 170H209V169H208ZM239 170H240V169H239ZM246 170H247V169H246ZM249 170H250V169H249ZM186 171H188V172H186ZM209 171H210V170H209ZM241 171H242V169H241ZM252 171H251V172H252ZM117 172L119 173V170H118ZM143 172H142V173H143ZM178 172H179V173H178ZM249 172H250V171H249ZM120 173H121V177H122V175H123L124 173H126V172L123 173L122 171H120ZM120 173H119V174H120ZM139 173H140V172H139ZM139 173H138V174H139ZM169 173H170V174H169ZM189 173H191V174H189ZM236 173L239 175V173H238V169L236 170V172H235V174L233 175V177H235ZM115 174H116V173H115ZM138 174H137L135 177H137V176H138V177H139V176L141 177V176H142V179H143L144 177H146V179H147V176H149V175H148L149 173H146L147 176L145 175L144 177H143V175H142L141 173H140L139 175H138ZM177 174H180V175H178V176H180V177H181V175H182V176L184 175L183 178H187V181H188V184H187V182H186V185H189V186H191V187H189V186L187 187V186L185 185V186L187 187V189H186V187H185V189H184V184H185L186 179H185V181L182 180L183 183H181V181L178 179V178H180V177H178L177 179H176V178H175V179L177 180V182L179 181V183H181L180 186L178 187V188H181V190H179L178 188H175V186H177V185H175V184H174V185H175L174 188H172L173 184H171V182H170V179H171L170 177H173L172 180H174V175L177 177ZM243 174H244V173H243ZM153 175H154V177H153ZM169 175H170V176H169ZM241 175H242V173L240 174V176H241ZM155 176H156V177H155ZM165 176H166V179L164 178ZM167 176H169V177H167ZM236 176H237V175H236ZM240 176H238V179H239V180H237L236 177L234 178L235 181H237V182H234V185H235V184H236L235 186H238V185H239V189H241V188H240V184H242L241 180L243 181V178H244V177L241 176V179H240ZM140 177H139V180H140ZM157 177H158V178H157ZM169 178H170V179H169ZM205 178H206V176H205ZM205 178L202 180L203 182L201 181V183H200V184H201V186L199 187L200 189L202 188V186L205 185V184H203V183H206V182H204V181H206L207 178H206V179H205ZM208 178H209V177H208ZM148 179H147V180H148ZM158 179H160V180H158ZM164 179H165V183H166V181H167L168 184H169V186H168V184L166 183V185H165V186H166L165 189H164V181H162V180H164ZM168 179H169V180H168ZM193 179H194V180H193ZM135 180H137V179H135ZM157 180H158V181H157ZM176 180H174V181H172V182L177 184V182H175ZM192 180H193V181H192ZM122 181H123V180H122ZM239 181H240V182H239ZM123 182H124V181H123ZM126 182H127V181H125L124 183H126ZM152 182H155V183H152ZM161 182L163 183V191L161 190V188H162ZM192 182H193V183L195 182V183L193 184ZM232 182H233V181H232ZM138 183H140V181H138ZM142 183H140V186H142ZM238 183H239V184H238ZM150 184H151V185H150ZM155 184H156V185H155ZM159 184H160V185H159ZM182 184H183V186H182ZM191 184H192V185H191ZM137 185H138V184H137ZM157 185H158V186H157ZM170 185H171V186H170ZM178 185H179V184H178ZM261 185L263 186V184H261ZM20 186L22 187L23 184H22V185L20 184ZM167 186H168V187H167ZM235 186H234V189L237 188V187H235ZM21 187H20V188H21ZM137 187H138V186H137ZM158 187H160L159 190H158ZM258 187H260V186H257V188H255V189H258ZM188 188H189V189H188ZM193 188H194V187H193ZM23 189L25 190L26 188H23ZM48 189H49V188H48ZM169 189H170V191H169ZM177 189H178V190H177ZM183 189H184V190H183ZM237 189H238V188H237ZM237 189H236V191H235V190H234V191H235V193H236V192H238V193L235 194V193L231 192V193L233 194L234 197L232 196V198L230 197V199H231L232 204H233V203H234V204H233V205L231 204L230 206H234L236 203H237V205H238V202H239V201L241 202V204H239V206L242 205V201L240 200L241 195L238 196V194L240 193L241 190L238 191ZM259 189H261V191H262V188H261V187H260ZM259 189H258V191H259ZM21 190H22V189H20V191H21ZM24 190H23V193H25ZM49 190H51V189H49ZM173 190L175 191V192H174V196H172L173 194H171V193L169 194V192H173ZM176 190H177L178 192H177ZM182 190H183V192H182ZM185 190H187V191L190 190L189 193H186V194H188V195H186V194L184 193ZM51 191H53V190H51ZM161 191L163 192V194L165 193V195H166V193H167V196L165 197V195H163ZM187 191H186V192H187ZM255 191L257 192V190H255ZM261 191H259V192L261 193ZM35 192H36V191H35ZM47 192H49V191H46V192H45L46 195L48 196V197L46 196V197L48 198V200H45V199L43 198V199H44V202L42 201V200H43V199H42V196L39 197V198H41V200H40V199H37V197H36L37 192H36L35 194H34V192H33V195H34V196L36 197V199H37V200H36V199L33 197V200H32V204L34 205V208H35V209L39 208V207H37V205H38V206H39V204L42 205V202H43V204L45 205V207L43 206V209L47 208V206H48L49 208L51 207V208H50L51 210H54V207L56 206V203L53 202V199H54V198H53L52 195H54V196L56 197L57 193H58V195H60V193H59L58 191H56V192H55L56 195H55V193H52V195H51V194H50L51 192H50V193H49L50 198H51V196H52L53 199H49V195H48ZM53 192H54V191H53ZM60 192H62V191H60ZM65 192H66V191H65ZM67 192H68V191H67ZM198 192H199V194H198ZM204 192H207V190H205ZM262 192H263V191H262ZM38 193H40L39 190H38ZM178 193H179V195H178ZM190 193H191V196L193 195V196H192V198H193L192 202H191ZM20 194H22V192H21ZM20 194H19V196L22 197V195H20ZM31 194H32V193H31ZM31 194H30V197H32ZM40 194H41V193H40ZM168 194H169V195H168ZM175 194H176V195H175ZM0 195L2 196V194H0ZM23 195H24V194H23ZM37 195H39V194H37ZM156 195H157V196H156ZM199 195H200V197H201V195H202V197H201V198H198ZM208 195H209V196H208ZM3 196H5V195H3ZM44 196H45V195H44ZM60 196H61V198H62V195H60ZM60 196H58V198H59ZM171 196H172L173 200L177 199V201H175V202H176V205H175V203H174L173 210H172V208H171V210H170L169 205L167 206V207H169V208H167V209H169L170 211H172V214H171V212H169V214H168V212L166 211L167 209H166L165 205H166V202H168L169 197L171 198ZM175 196H177L178 198L175 197ZM23 197H24V196H23ZM154 197H153V200H155ZM162 197L165 198L166 200L164 201V200L162 199ZM167 197H168V198H167ZM235 197H236L237 201L235 200ZM239 197H240V198H239ZM180 198H181V201L179 200ZM186 198L189 200V203H188V204L186 203V204H187V207H186L185 201L188 202V200H187ZM197 198H198L199 201L197 200ZM238 198H239V201H238ZM201 199H202V201L204 200V205L202 204L203 202L201 203ZM225 199H226V200H225ZM232 199H233V201H232ZM34 200L37 201V202H35ZM60 200H62V199H60ZM90 200H92L93 203H94V200H93V199H90ZM156 200H155V201H156ZM206 200H208L207 202H208L209 204H208L207 202H205ZM234 200H235V201H234ZM33 201H34V202H33ZM39 201H41V203H39ZM45 201H48V203L45 204ZM50 201H51V202H50ZM155 201H154V202H155ZM196 201H198V202H196ZM221 201H222V200H220V202H221ZM28 202H29V201H28ZM90 202H91V201L87 202V205L89 204V205H91V207H92L93 204H91L92 202H91V203H90ZM34 203H35V204H34ZM36 203H37V205H36ZM38 203H39V204H38ZM50 203H51V205H50ZM54 203H55V206H54ZM57 203H59V202H57ZM164 203H165V205H164ZM169 203H170V200H169ZM196 203H197V205H198L199 203H201L202 205L199 204V205L197 206ZM224 203H225V204H224ZM0 204H2V203L0 202ZM4 204H5V203H4ZM30 204H31V202H30ZM64 204H65V203H64ZM170 204H171V203H170ZM191 204H192V207H191ZM205 204H207V205H208V208H210V211L207 210V213H206V211H205V210L207 209V207H205V206H206ZM11 205H12V204H11ZM35 205H36L37 208L35 207ZM59 205H60V207H61V206H62V203H59ZM59 205H58V206H59ZM89 205H88V207H89ZM162 205H163L164 207H163ZM182 205H183V206H182ZM2 206H3V205H2ZM30 206H31V205H30ZM58 206H57V207H58ZM67 206H68V205H67V203H66L65 206H63V207H65V209H67ZM177 206H178V207H177ZM181 206H182V207H181ZM194 206H196V207H194ZM199 206H200V207H199ZM201 206H204V207H205V210H204L205 212H204V213L207 214V217H205L204 214H203V216H202L203 210H202V212H201V208H202ZM239 206H237V207H239ZM17 207H18V206H15L16 211H17ZM32 207H33V206H32ZM57 207H55V208L57 209ZM60 207H59V208H60ZM175 207H176V208H175ZM190 207H191V209H190ZM221 207H222V211H223V212L221 211ZM0 208H1V206H0ZM15 208H14V209H15ZM34 208H33V209H34ZM40 208H41V206H40ZM40 208H39V209H40ZM52 208H53V209H52ZM69 208H70V207H69ZM164 208H165V209H164ZM174 208H175V209H174ZM182 208H183L184 210H183ZM185 208L188 209V211H186V212H187V214H186L187 217L185 216V218H184V222L182 223V220H183L182 218L184 217L183 215H184ZM193 208H194V209H193ZM198 208H200V210H199ZM229 208H230V207H229ZM229 208H228V209H229ZM35 209H34V211H35ZM39 209H38V210H39ZM92 209H93V207L90 208V210H92ZM160 209H161V210L164 209V212H163V210H162L163 215L161 214L162 216L157 217V215H158V216L160 215V212H159ZM192 209H193V210H192ZM195 209H196V211H198V213H199V212L201 213V216L204 217V219H203V218H200V217H197V219L195 218V215H197V214H195V213H196ZM197 209H198V210H197ZM223 209H224V210H223ZM231 209H232V207H231ZM235 209H236V206H235ZM38 210H37L35 213H34L33 210H32L33 212H32V211H29V214H30V212H32V213H34L35 215H37V214L39 215ZM40 210H41V209H40ZM45 210H47V209H45ZM45 210H44V211H45ZM174 210H175L174 213H175V215L177 216V217L175 216V217H176V220H175V217H173V211H174ZM182 210H183V211H182ZM211 210H212L213 212H215V214L218 213V210L220 211L218 215H221V216H219V217H217L216 215H215V216H212L213 219H215V222H213V219H212V217H211V215H214V214L211 212ZM13 211H14V210H13ZM16 211H14V212H15L16 217H17L18 213H17ZM18 211H19V210H18ZM48 211H50V210H48ZM87 211H88V210H87ZM165 211H166V212H165ZM177 211H180V212L182 213L181 218L179 217L180 212L178 213ZM230 211H231V210H229V212H230ZM37 212H38V213H37ZM45 212H46V211H45ZM68 212H69V209H68ZM70 212L72 213L71 210H70ZM157 212H158V214H157ZM191 212H195L194 215H191ZM42 213H44V212L42 211ZM42 213H41V216H42ZM188 213H189L190 215H189ZM208 213L210 214V217L208 216ZM211 213H212V214H211ZM19 214H20V216L22 215L21 213H19ZM48 214H50V213L48 212V213H46V214H43V216L46 217V215H48ZM52 214H53V213H52ZM52 214H50V215H52ZM68 214H69V213H68ZM141 214H142V213H141ZM145 214H146V213H145ZM170 214H171L172 216L169 218ZM230 214H231V212H230ZM35 215H34V216H35ZM38 215H37V216H38ZM165 215H167V217H168L169 220L166 218ZM198 215H199V214H198ZM198 215H197V216H198ZM227 215H228V218H229V217H230L229 214H227ZM227 215H226V216H227ZM41 216H40V217H41ZM43 216L41 217V220H44V219H45V217H44V219H42ZM67 216H68V215H67ZM70 216H71V215L69 214V217H70ZM163 216H165L164 219H162ZM182 216H183V217H182ZM23 217H24V215H23ZM25 217H26V214H25ZM29 217H30V216H29ZM31 217H32V218H31L32 220H34L33 218H36V217H33V215H32ZM40 217H38V220H37V221L40 220V219H39ZM47 217H49V215H48ZM47 217H46V220H44V221H46V223L49 224L48 222H50V220H51V216H50V219L47 218ZM146 217H149V218H146ZM161 217H162V218H161ZM193 217H194V219H193ZM214 217H215V218H214ZM21 218H22V217H21ZM53 218H54V217H53ZM74 218H75V217H74ZM145 218H146V220H145ZM157 218H158L159 221H160V219H162L163 221L161 220V221H160L161 223L159 222V224H158V223H157ZM173 218H174V219H173ZM177 218H178V219H177ZM198 218H199V222H197V221H198ZM205 218H206L207 220H209V222H210V218L212 219L211 222H210V226H212V227H211V231H210L211 234L209 235V238H208V234H206V231L208 232L209 229H210V226H208V225H209V222H207V223H205V224H202V221L200 220V219H202L203 221H207ZM48 219H49V221H47ZM143 219L145 220V222H143ZM172 219H173V221H171ZM187 219H188L189 221H188ZM229 219H230V218H229ZM229 219H228V220H229ZM71 220H72V218H71L69 221H71ZM138 220H139V221H138ZM147 220H148V221H147ZM165 220H166V221H165ZM174 220H175V221H174ZM190 220H191V221L194 220L193 223H192L193 226L189 224ZM221 220H223V219H221ZM230 220H231V219H230ZM259 220H260V219H259ZM69 221H68V223H69ZM141 221H142L143 223H142ZM150 221H151V223H149ZM152 221H153V223H152ZM155 221H156V222H155ZM164 221H165V222H164ZM185 221H186V222H185ZM218 221H219V222H218ZM260 221H261V222H260L259 224H260V227L262 228V231H263L264 220L262 221V219H261ZM34 222H35V220L33 221V223H34ZM39 222H40V221H39ZM72 222L74 223V221H72ZM147 222H148V223H147ZM166 222H167V223H166ZM174 222H175V224H174ZM177 222H180V223L182 224V227H181V224H178V225H177ZM194 222H195V224H194ZM228 222H229V221H228ZM33 223H32V224H33ZM140 223H141L142 225H141ZM144 223H145V224H144ZM155 223H156V224H155ZM163 223H164V224H163ZM165 223H166L167 227H166ZM196 223H197V224H196ZM198 223H199V225H198ZM203 223H204V222H203ZM212 223H213V224L215 223V224H214L215 228H214V226H213ZM218 223H220V224H218ZM221 223H222V224H221ZM262 223H263V225H262ZM35 224L38 226V224H37L36 222L32 225V227L27 225V230H28L29 227L32 228V229H33V227H35V230H36L37 228H36V225H35ZM74 224H75V223H74ZM138 224H139V225H138ZM146 224H148V225H146ZM149 224H150V225H149ZM185 224H186V226H185V228H184V225H185ZM200 224L202 225V227H201ZM225 224H226L227 226H226ZM143 225H144V226H143ZM161 225H162V226H161ZM170 225H171V227H173V228H169ZM189 225H190V227H189ZM196 225H197V226H196ZM204 225H205V226H208L207 228H209V229L207 230V228H205ZM222 225H223L224 228L222 227ZM71 226L73 227L74 225H72V224L70 223V227H71ZM132 226H131V227H132ZM139 226H140V227H139ZM219 226H221L222 229H221ZM46 227H47V225H46ZM129 227H130V226H129ZM135 227H136V226H135ZM138 227H139V228H138ZM180 227H181V229H180ZM203 227H204V229H206V231L203 229ZM225 227H226V228H225ZM79 228H80L79 230L82 229L81 226H79ZM133 228H134V226H133ZM161 228H162V229H161ZM166 228H168V229H166ZM201 228H202V229H201ZM218 228H219V229H218ZM15 229L17 230V228H15ZM32 229H30V230L32 231ZM47 229H48V227H47ZM47 229H46V230H47ZM216 229H218V230H216ZM25 230H26V229H25ZM33 230H34V229H33ZM133 230H134V229H133ZM133 230H131V231H133ZM175 230H174V231H175ZM215 230H216V231H215ZM219 230H220V231L222 230V232H223L222 238H221V236H220L222 232H220ZM28 231H29V230H28ZM135 231H136V228H135ZM161 231H162V232H161ZM174 231L170 232L169 234L172 235V233H173ZM212 231H213V232H212ZM226 231H227V230H226ZM179 232H180V231H179ZM181 232H182V230H181ZM188 232H191V231L188 230ZM215 232H216L218 235H219V234H220V235H219V236L216 235ZM46 233H47V235H48V232H46ZM46 233H45V234H46ZM174 233H175V232H174ZM174 233H173V236H174ZM183 233H184V232H183ZM183 233H182V234H183ZM186 233H187V231H186ZM17 234H18V232H16V236H17ZM205 234H206V239H205ZM4 235H5V234L2 233L3 238H4ZM160 235H161V234H160ZM176 235H177V233H176ZM185 235H186V234H185ZM192 235H193V233H192ZM195 235H196V234H195ZM198 235H196V237H198ZM215 235H216V237H214ZM13 236L15 237V235H13ZM43 236H44V235H43ZM173 236H172V237H173ZM180 236H181V233H180ZM180 236L177 237V238L181 239ZM193 236H194V235H193ZM193 236H192V241H193V238L196 239V237H193ZM224 236H225V237H224ZM7 237H9L8 234H7ZM183 237H184V236H183ZM203 237H204V239H203ZM213 237H214V238H213ZM174 238H175V237H174ZM215 238H217V239H215ZM224 238H225V239H224ZM238 238H241V237L238 236ZM185 239H186V237H185ZM185 239H181V240H185ZM187 239L189 240V235H188V238H187ZM187 239H186V240H187ZM202 239H203V242H202ZM219 239H221V240H219ZM226 239H227V240H226ZM243 239L241 238V242H243ZM246 239H247V240H246ZM0 240H1V237H0ZM12 240H13V238H12ZM15 240H16V237H15V239H14V243L16 242ZM44 240H45V239H44ZM172 240H173V239H172ZM188 240H187V241H188ZM198 240H199V242H198ZM204 240H205V243H204ZM213 240H215L216 242L213 241ZM224 240H225V241H224ZM237 240H238V239H237ZM248 240H249V241H248ZM4 241H5L6 244H7L8 241H11V239L8 240V239L5 237V239L3 240V243H4ZM194 241H195V240H194ZM245 241H244V243H245ZM1 242H2V241H1ZM37 242H39V241H37ZM176 242H178V240H176ZM190 242H191V240H190ZM208 242H209V243H208ZM210 242H211V246H210ZM212 242H215V244H213ZM235 242H237V241H235ZM239 242H240V239H239ZM174 243H175V240H174ZM179 243H180V242H179ZM179 243L177 244L178 246H179ZM194 243H195V245H194ZM203 243H204V244H203ZM206 243H207V244H206ZM15 244H16V243H15ZM15 244H14V245H15ZM40 244H41V242H40ZM175 244H176V243H175ZM182 244H184V243L181 242V248H180V246H179V248L182 249V250H184ZM186 244H187V246H188L189 242L186 243ZM186 244L184 245V248L187 247ZM199 244H200V245H199ZM221 244H222V245H221ZM251 244H252V246H251ZM8 245H9V248H10V244H9V243H8ZM14 245H13V246H14ZM223 245H224V246H223ZM260 245H261L262 247H261ZM4 246H5V244H4ZM173 246H174V245H173ZM202 246H204V247L202 248ZM259 246H260V247H259ZM11 247H12V244H11ZM192 247H191V248L188 247V249L186 248L187 251H189L190 249H193ZM208 247H209V249H208ZM258 247H259V249H258ZM16 248H17V246H16ZM175 248H176V245H175ZM179 248L177 247V250H179ZM210 248H212V249H210ZM222 248H224V249L221 250ZM235 248H238V250L236 251ZM13 249H14V247H13ZM13 249H12V251H10L11 248H10V250H9V249H8V250H9L10 252L13 253ZM195 249H194V250H195ZM201 249H202V250H201ZM257 249H258V250H257ZM261 249H262V251H261ZM5 250H6V248H5ZM14 250L16 251V249H14ZM171 250H172V249H171ZM173 250H174V248H173ZM182 250H181V251H182ZM194 250H192V254H193ZM224 250H227V254H228V256H229V254H230L231 257H232V259H231V257H230V259H229L228 256L225 255V252H226V251L224 252ZM246 250H248V252H247ZM3 251H4V249H3ZM204 251H206L207 253H205ZM221 251H222V253H221ZM189 252H190V251H189ZM209 252H211V257H212V258L210 257V253H209ZM246 252H247V253H246ZM6 253H7V252H6ZM8 253H9V252H8ZM208 253H209V254H208ZM1 254H2V253H1ZM4 254H5V253H4ZM198 254H199V255H198ZM206 254H207V255H206ZM220 254H221V256H222L221 259H220ZM223 254H224V257H223ZM249 254H248V255H249ZM41 255H42V254H41ZM45 255H48V254H46V253L43 254V257H44ZM188 255H189V253H188ZM203 255H204V257L202 258ZM205 255H206L207 257H206ZM263 255H264V254H263ZM0 256H1V255H0ZM191 256H193V255H191ZM32 257H33V256H32ZM49 257H50V255H49ZM49 257H48V260H49ZM188 257H189V256H188ZM218 257H219V259H218ZM226 257H227V258H226ZM27 258H28V257H27ZM36 258L38 259V256H36ZM44 258H45V257H44ZM196 258H194V259H196ZM250 258H248L249 261L246 262L245 264H248V263H249V264H252V262H250V260H251ZM255 258H256V259H255ZM1 259H2V258H0V260H1ZM34 259H35V258H34ZM62 259H63V257H62ZM62 259H61V260H62ZM194 259H193V261H194ZM203 259H204V261H203ZM206 259H207V262L205 261ZM215 259H216L217 261H214ZM223 259H224V260H223ZM225 259H227V260H225ZM228 259H229V260H228ZM13 260H14V258H13ZM15 260H16V259H15ZM15 260H14V261H15ZM32 260H33V258H32ZM39 260H40V261H39ZM39 260H38V261L40 262V263L38 262L39 264H42V262H43L44 264H48L49 261H50V260H49L48 263H45V259L42 261L41 257H40ZM201 260H202V261H201ZM209 260H210V261H209ZM218 260L220 261V263H218ZM16 261H17V260H16ZM16 261H15V262H16ZM25 261H26V263H27V262H29L30 260L27 261V259H26V260H24L23 262H25ZM35 261L37 262L36 259L34 260V262H35ZM208 261H209L210 263H208ZM211 261H213L214 263H213V262L211 263ZM221 261H222V262H221ZM263 261H264V260H263ZM0 262H1V261H0ZM23 262H19V263H23ZM46 262H47V261H46ZM197 262L194 261V263H196V264H197ZM215 262H217V263H215ZM26 263H25V264H26ZM30 263H32V262H30ZM50 263H51V262H50ZM50 263H49V264H50ZM0 264H3V261H2V263H0ZM4 264H5V263H4ZM27 264H28V263H27ZM32 264H33V263H32ZM51 264H52V263H51Z\"/></svg>", "mask_w": 264, "mask_h": 264}]
</instances>
